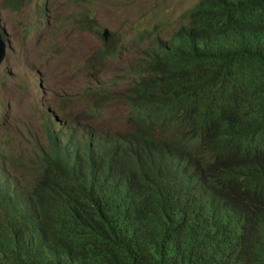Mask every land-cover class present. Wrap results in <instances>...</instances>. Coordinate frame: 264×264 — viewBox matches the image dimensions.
Listing matches in <instances>:
<instances>
[{
  "label": "trees",
  "instance_id": "16d2710c",
  "mask_svg": "<svg viewBox=\"0 0 264 264\" xmlns=\"http://www.w3.org/2000/svg\"><path fill=\"white\" fill-rule=\"evenodd\" d=\"M184 15L130 86L127 129L69 121L24 194L0 178V264H264V0Z\"/></svg>",
  "mask_w": 264,
  "mask_h": 264
},
{
  "label": "rangeland",
  "instance_id": "374dc122",
  "mask_svg": "<svg viewBox=\"0 0 264 264\" xmlns=\"http://www.w3.org/2000/svg\"><path fill=\"white\" fill-rule=\"evenodd\" d=\"M46 2L45 9L43 0L12 9L0 0V35L6 42L0 64V167L23 163L27 174L26 163L42 157L48 125L59 130L63 120L87 118L88 88H110L106 125L112 131L123 125L119 95L144 72L157 41L169 39L198 0ZM2 175L25 188L20 176Z\"/></svg>",
  "mask_w": 264,
  "mask_h": 264
},
{
  "label": "clouds",
  "instance_id": "9594fccd",
  "mask_svg": "<svg viewBox=\"0 0 264 264\" xmlns=\"http://www.w3.org/2000/svg\"><path fill=\"white\" fill-rule=\"evenodd\" d=\"M150 32L151 31H149V34H150ZM148 34V32H146V37L149 35ZM145 35V34H144ZM105 37H106V35H104ZM106 47H107V45L105 44V46H104V48L103 49H106ZM114 49H116V48H113L112 50H114ZM109 50V49H108ZM113 52H115V51H113ZM113 52H108V53H106V56L107 55H112L113 54ZM134 83V82H133ZM132 83V84H133ZM131 84V85H132ZM130 85V86H131ZM131 89L132 88H130L129 87V89L126 91V92H124L123 94H121V95H119L120 97H122V99L120 100V101H122L123 102V104H121L123 107H124V116H123V118H121V123L123 124L120 128H118V129H127L128 127H129V124H128V122H127V116H128V112H129V106H128V103H127V101H126V98H127V95L131 92ZM111 90H110V88L108 87V88H104L103 90H102V92H97L96 91V89L95 88H88V96H89V98L90 99H92V101H91V104L93 103V105L94 104H96V103H99L100 101H102V100H104V103L102 104V110L101 111H99V114H98V116L95 118V119H90V118H92V117H89V114H88V109L90 108V107H88V109L87 110H85V113L87 114V118H85L83 121H81V122H91V121H98V122H100V123H105V126L106 127H110V126H108V125H106V123L108 122V121H106V120H108L109 118L107 117V115H106V113L108 112V110L106 109V107H107V105L108 104H110L112 101H113V97L111 96V92H110ZM95 97H97L98 99L97 100H94V98ZM91 106V105H90ZM100 113H103V114H105V119L104 118H100ZM69 116H71L70 114H69ZM73 119V118H72ZM68 122L69 121H66V120H63V123H64V126H67V124H68ZM75 122V121H74ZM76 122H79V121H76ZM115 122H118L117 120L115 121ZM63 126V127H64ZM47 128H48V130H56V129H54L53 128V125L52 124H50V125H48L47 126ZM62 128V127H61ZM49 134V133H48ZM47 139V138H46ZM48 148V143H46L45 145H41V147L39 148V152L42 154V151H45L46 149ZM38 157H36V159H37ZM41 158V157H40ZM23 164V163H22ZM22 164H20V165H18V167H17V165H15V164H13V163H8V166L7 167H4V166H2V167H0V178H5V179H7V180H9V181H11L13 184H15V187H16V191H15V193H21V194H24L25 192H26V188H27V185H26V183H30V180L29 179H27L26 177H25V175L23 174V171L26 173V171H25V169H24V167H22L21 165ZM26 165H28V163H26ZM7 173H12V174H16V175H18V176H20L21 177V179H22V181L25 183V188L24 189H20L19 188V186H18V183L17 182H15V181H12V180H10L9 178H7V177H5V176H3L2 174H7ZM29 175V174H28Z\"/></svg>",
  "mask_w": 264,
  "mask_h": 264
},
{
  "label": "water",
  "instance_id": "95a60500",
  "mask_svg": "<svg viewBox=\"0 0 264 264\" xmlns=\"http://www.w3.org/2000/svg\"><path fill=\"white\" fill-rule=\"evenodd\" d=\"M6 55V42L2 35H0V64L3 62Z\"/></svg>",
  "mask_w": 264,
  "mask_h": 264
},
{
  "label": "bare ground",
  "instance_id": "6f19581e",
  "mask_svg": "<svg viewBox=\"0 0 264 264\" xmlns=\"http://www.w3.org/2000/svg\"><path fill=\"white\" fill-rule=\"evenodd\" d=\"M54 118V117H53Z\"/></svg>",
  "mask_w": 264,
  "mask_h": 264
}]
</instances>
